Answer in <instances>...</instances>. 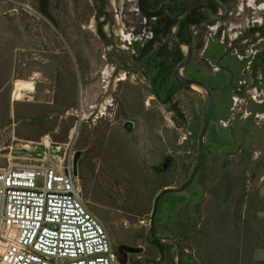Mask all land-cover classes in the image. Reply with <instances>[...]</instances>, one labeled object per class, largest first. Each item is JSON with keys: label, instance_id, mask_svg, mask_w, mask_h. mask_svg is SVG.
Segmentation results:
<instances>
[{"label": "rangeland", "instance_id": "374dc122", "mask_svg": "<svg viewBox=\"0 0 264 264\" xmlns=\"http://www.w3.org/2000/svg\"><path fill=\"white\" fill-rule=\"evenodd\" d=\"M83 7L82 0H0V168L33 160L44 139L71 157L81 152L83 204L114 249H139L117 264H147L159 258L148 235L153 199L194 165L203 98L195 87L177 93L185 119L178 126L145 78L121 66L151 72L155 55L135 65L129 52L113 49L126 42H99L92 10ZM220 50L209 43L207 53ZM198 65L186 73L214 88L204 164L186 190L160 199L155 226L195 264H264V103L231 104L225 76ZM169 253L174 262V248Z\"/></svg>", "mask_w": 264, "mask_h": 264}, {"label": "built area", "instance_id": "2783aa9c", "mask_svg": "<svg viewBox=\"0 0 264 264\" xmlns=\"http://www.w3.org/2000/svg\"><path fill=\"white\" fill-rule=\"evenodd\" d=\"M36 150L33 160L0 168V264H117L107 231L83 204L72 157L44 140Z\"/></svg>", "mask_w": 264, "mask_h": 264}, {"label": "flooded vegetation", "instance_id": "af4514ba", "mask_svg": "<svg viewBox=\"0 0 264 264\" xmlns=\"http://www.w3.org/2000/svg\"><path fill=\"white\" fill-rule=\"evenodd\" d=\"M85 1L92 10L96 39L102 43L126 42L129 39H133L131 46L126 45L124 48H121L115 45L113 49L120 51L124 49V51L126 50L129 52L135 65L137 63L140 64L143 58L148 57L154 50L157 52L154 53L155 56L159 58V54H163L165 50L163 44L158 41L160 39H167V37H164L162 34L156 33L167 16H165V14L157 17L147 16L146 14L142 16L140 13L142 10L146 8L151 9L154 5L156 6V11L181 10L203 4L215 12L218 11L217 6L210 0H152L153 2L151 3L148 2V0ZM220 1L227 9L223 19L220 21H213L204 17V20L199 23H191L187 29L183 31L185 38L181 39L186 40V37L189 38V43L192 46V56L190 62L183 70V75L187 78L199 81L206 79L205 77L186 73L187 67L191 65L192 62H197L206 70H216L214 72L211 71V75L223 74L225 76L224 78L226 81L222 86V91L227 94L232 92L233 95H229L228 97L230 100H234L231 104L236 105L237 101L240 100L243 101L242 104H246L248 100H253L257 104H262L264 103V93H262L264 88V0ZM138 16L141 18H138ZM198 18V16H195L193 19L197 20ZM106 26L108 33L104 29ZM113 28L118 30L115 32ZM214 37H217V40L216 38L214 39ZM139 42V46L134 47L136 43ZM209 43L220 47V55H217V57L215 55L212 56V58L210 57V54L207 53ZM170 46L173 50L174 45L170 43ZM146 47H151V49L147 55L142 57L139 61V52ZM180 50L182 51L181 48ZM223 60L229 61L230 64H233L234 60H236L238 62V66L235 68L236 70L233 71L229 64L223 63ZM157 61L160 62V59ZM121 66L127 73L136 75L141 74L151 89V82L144 68L140 66L132 68L128 63H124ZM149 74L150 73H148V75ZM189 89L183 88L178 90L174 94L173 102H178L177 93L179 91ZM211 90L213 92L214 88ZM152 96L160 105L155 96ZM261 96L262 99H258ZM169 113H171L173 119V113ZM155 232L158 236H165L158 234L156 226ZM156 249L159 258L149 261L147 264H175L169 253V250H173V247L164 246L163 252H161L158 247H156ZM114 250L117 261H123V257L127 254H131L125 250L124 247H118Z\"/></svg>", "mask_w": 264, "mask_h": 264}, {"label": "water", "instance_id": "95a60500", "mask_svg": "<svg viewBox=\"0 0 264 264\" xmlns=\"http://www.w3.org/2000/svg\"><path fill=\"white\" fill-rule=\"evenodd\" d=\"M215 6H217L218 11L215 12L211 8L206 5L198 4L189 9H187L183 14L174 17L167 29V38L168 40L175 46H179L183 51V56L181 60L173 67L172 70V77L174 82L184 88V89H193V87L197 88L200 93L202 94L203 98V118L202 124L197 136V149L194 159V165L189 172L188 176L182 181L181 184L177 186H168L162 188L154 197L151 213L149 216V236L151 239L160 245H164L167 247L174 248V259L175 264H181V254L182 248L178 242H176L173 238L169 236H158L155 232V219H156V212L158 208V204L160 199L166 194H175L186 190L194 181L198 171L202 167L205 155V146H204V138L206 131L208 129L211 113H212V104H213V97H212V90L211 88L206 85L204 82L187 78L183 75V70L190 62L192 56V46L191 44L186 41L185 39H181L176 36V29L177 27L185 20L193 16L194 14H200L203 17L213 20V21H220L226 14V7L220 0H210ZM233 134V130H231ZM45 146L49 145V141L44 139ZM79 151L74 152L72 157V167L73 173L77 174V160L80 156ZM130 253L138 252L139 249L125 247Z\"/></svg>", "mask_w": 264, "mask_h": 264}, {"label": "trees", "instance_id": "16d2710c", "mask_svg": "<svg viewBox=\"0 0 264 264\" xmlns=\"http://www.w3.org/2000/svg\"><path fill=\"white\" fill-rule=\"evenodd\" d=\"M84 4V11L86 10L87 12L90 11V7L86 3L85 0H82ZM187 9H181V10H166V11H157L152 14L151 17H157L160 15L167 16L165 21L162 22V26L157 29L156 33L162 34L164 37H167V29L170 21L181 14H183ZM195 16H198L199 18L197 20L193 19ZM205 18L201 16L200 14H194L187 20L183 21L176 29V36L179 38H185L184 32L187 27L194 22H201ZM186 40L189 42L190 39L186 37ZM170 42V41H168ZM151 47H146L139 52V57L138 60L140 61L142 57L147 55V53L150 51ZM183 56V52L180 50L179 46H173V52L170 55V62L168 64H165L164 62L160 61L157 63V65L154 67L151 72L147 71V77H149L150 82H151V89L150 92L152 95L155 96V98L159 101L160 105L164 106L165 109L169 112H172L174 117L173 120L178 126H183L184 125V114L182 113L180 107L178 106V102H173L174 99V94L180 90L183 89L182 87L178 86L172 77V70L173 67L181 60ZM139 70V69H138ZM148 73H150L148 75ZM189 89V88H188ZM190 90V89H189ZM202 118H203V109L201 113V117L199 121H197L196 128H194V131L192 133L194 139H197L201 124H202ZM204 164V162H203ZM202 164V165H203ZM191 170H186V168L183 170V172L188 176L189 172ZM186 176V177H187ZM164 231L167 232V228H164ZM179 245H181V242L178 241ZM151 244L155 245L158 247L161 252H163L164 246L155 243L151 239ZM187 261H190L191 264H195L191 255L187 254L184 250H182L181 254V264H187Z\"/></svg>", "mask_w": 264, "mask_h": 264}, {"label": "crops", "instance_id": "0c3cea01", "mask_svg": "<svg viewBox=\"0 0 264 264\" xmlns=\"http://www.w3.org/2000/svg\"><path fill=\"white\" fill-rule=\"evenodd\" d=\"M148 2H153L152 0H148ZM156 6L154 5V6H152V8L151 9H149V8H146L145 10H142L140 13L142 14V16H144V14H146L147 16H152V14L153 13H155V12H157L156 11V8H155ZM136 18V17H135ZM138 18H141L140 16H138ZM169 40H168V38L167 39H160L158 42H160V43H162L163 44V46H164V52H163V54H159V58L157 57V56H154L155 57V59H160V61H162V62H165V64H168L169 62H170V55L172 54V52H173V50H172V48H171V46H170V43L171 42H168ZM172 44V43H171ZM156 50H154V51H152L151 52V54H149V55H155L154 53H157V52H155ZM172 51V52H171ZM159 53V52H158ZM157 59V60H158Z\"/></svg>", "mask_w": 264, "mask_h": 264}, {"label": "bare ground", "instance_id": "6f19581e", "mask_svg": "<svg viewBox=\"0 0 264 264\" xmlns=\"http://www.w3.org/2000/svg\"><path fill=\"white\" fill-rule=\"evenodd\" d=\"M194 88V87H193Z\"/></svg>", "mask_w": 264, "mask_h": 264}]
</instances>
